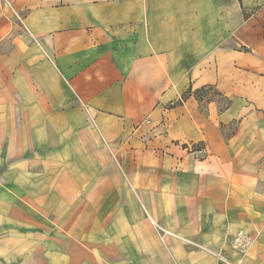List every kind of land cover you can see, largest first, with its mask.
<instances>
[{"label": "crops", "instance_id": "0c3cea01", "mask_svg": "<svg viewBox=\"0 0 264 264\" xmlns=\"http://www.w3.org/2000/svg\"><path fill=\"white\" fill-rule=\"evenodd\" d=\"M3 1L0 264H264V0Z\"/></svg>", "mask_w": 264, "mask_h": 264}, {"label": "trees", "instance_id": "16d2710c", "mask_svg": "<svg viewBox=\"0 0 264 264\" xmlns=\"http://www.w3.org/2000/svg\"><path fill=\"white\" fill-rule=\"evenodd\" d=\"M191 96H194L196 100L200 103V105H203L204 102H209L210 100H213L215 98L222 97V95L212 86H206L196 91H193L192 87H190L188 91L184 94L182 99L178 102V104H182ZM229 106L230 101H227V105L224 109L228 108Z\"/></svg>", "mask_w": 264, "mask_h": 264}, {"label": "rangeland", "instance_id": "374dc122", "mask_svg": "<svg viewBox=\"0 0 264 264\" xmlns=\"http://www.w3.org/2000/svg\"><path fill=\"white\" fill-rule=\"evenodd\" d=\"M3 2H4L3 0H0V4H2ZM215 99L221 101L222 103H224V101L222 99H219V98H215Z\"/></svg>", "mask_w": 264, "mask_h": 264}]
</instances>
